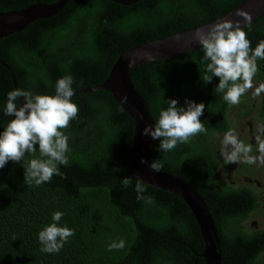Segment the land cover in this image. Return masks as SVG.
<instances>
[{
    "label": "trees",
    "instance_id": "16d2710c",
    "mask_svg": "<svg viewBox=\"0 0 264 264\" xmlns=\"http://www.w3.org/2000/svg\"><path fill=\"white\" fill-rule=\"evenodd\" d=\"M57 0H0V11ZM243 0H69L49 18H38L25 28L0 38V132L11 119L4 114L7 93L16 89L54 95L56 82L71 75L73 90L102 83L117 58L133 46L183 31L231 11ZM254 49L264 40V14L243 27ZM199 47L184 55L150 61L131 75L156 122L164 101L203 102L199 118L207 128L189 143L162 151L155 140L149 160L162 163L192 186L206 202L219 237L220 264H254L263 246L247 241L234 230L244 221L248 205L243 191L229 184L231 174L219 176L218 149L213 138L230 127L231 105L215 91L219 78L202 80L208 61ZM254 77L264 80V60ZM243 96L241 102H246ZM79 113L62 131L69 137V164L62 175L29 186L25 169L33 154L20 163L9 161L0 169V264H204L203 241L187 204L178 196L145 184V197L137 200L135 184L124 188L130 171L134 122L106 90L72 97ZM36 156L39 148L36 146ZM227 167V166H225ZM228 171L227 168L224 169ZM231 172V171H230ZM129 178V177H128ZM224 180H223V179ZM56 211L64 213L60 226L75 234L58 253L41 251L38 233L52 223ZM126 242L120 250L109 244ZM243 253L245 262L238 259ZM252 256V257H249ZM248 258V259H247Z\"/></svg>",
    "mask_w": 264,
    "mask_h": 264
},
{
    "label": "clouds",
    "instance_id": "9594fccd",
    "mask_svg": "<svg viewBox=\"0 0 264 264\" xmlns=\"http://www.w3.org/2000/svg\"><path fill=\"white\" fill-rule=\"evenodd\" d=\"M236 15L243 18L249 26L251 15L241 9ZM194 40L203 49V60L208 61L202 80L207 84L213 77L219 78L215 91L223 94V100L232 106L238 105L250 89L253 80L259 71L258 60H264V40H261L253 49L247 33L241 27V20H221L207 29L197 30ZM129 67H132L130 64ZM74 80L71 75L59 78L55 86L54 95L33 94L31 91L16 89L7 93V103L4 114L14 117L0 132V169L9 161L20 163L26 153L33 154L25 169V182L36 186L50 182L54 175H62L59 165L67 166L70 151L69 137L62 131L79 113L77 104L72 102L74 96ZM264 91V84L255 89L259 95ZM18 98H23L21 104ZM127 101V97H123ZM166 108L159 112L155 127L151 125L143 129L144 135H151L152 139L160 141L162 151L170 152L178 144H186L201 133L206 134L207 128L199 119L204 112L203 102L195 103L185 100V106H179L176 99L164 101ZM256 151L253 155V146L244 143L235 129H229L221 140V155L225 163L264 164V124L256 126ZM39 156H36V146ZM142 163H146L142 160ZM151 170L159 172L163 165L158 160L149 164ZM133 178H123L124 188L131 186ZM144 182L137 177L135 191L137 200L153 202L151 197H145ZM64 213L56 211L52 215V223L45 226L39 233L38 239L45 253H58L69 237L75 234L74 229L66 225L60 226ZM126 242L119 240L109 244V251L120 250Z\"/></svg>",
    "mask_w": 264,
    "mask_h": 264
},
{
    "label": "water",
    "instance_id": "95a60500",
    "mask_svg": "<svg viewBox=\"0 0 264 264\" xmlns=\"http://www.w3.org/2000/svg\"><path fill=\"white\" fill-rule=\"evenodd\" d=\"M68 1L57 0L53 3H33L20 9L7 12L0 11V38L25 28L35 19L49 18L55 15ZM114 1L120 4H130L137 0ZM241 9L251 15V22H253L264 13V0H243L234 9L213 21L133 46L117 58L107 78L102 83L74 93L75 95L94 90L109 91L118 105L133 120L134 128L130 146V171L128 177L133 179L138 177L145 184L172 193L187 204L201 232L204 247L202 252L204 264L221 263L219 237L212 215L202 196L184 180L162 170L155 172L150 169L149 156L155 140L152 139L150 134L144 135L142 133L146 126L151 125L154 129L156 122L151 116L147 101L134 86L131 75L135 69L145 63L184 55L201 47L194 40V33L197 30L207 31L209 27L225 19L241 20V27L247 26L243 18L236 15ZM0 64L10 71L14 87L17 88L13 71L4 61L0 60ZM130 64L132 67H129ZM123 97H127L126 102ZM18 99L21 104L24 102L23 98ZM142 160L146 163H142Z\"/></svg>",
    "mask_w": 264,
    "mask_h": 264
},
{
    "label": "flooded vegetation",
    "instance_id": "af4514ba",
    "mask_svg": "<svg viewBox=\"0 0 264 264\" xmlns=\"http://www.w3.org/2000/svg\"><path fill=\"white\" fill-rule=\"evenodd\" d=\"M261 84H264V80L262 83L253 80V88L244 95L247 97V101L240 102L235 106L231 105L229 108L227 118L230 127L217 132L213 138L219 152L217 165L219 176L223 177L225 168L229 172L231 171L229 178H223L226 180L230 179V185L240 188L247 200L248 209L245 213L244 221L235 224L234 230H238L240 234L245 235L249 243L255 241L257 246H263L260 254L252 255L254 264H264V164L259 162L256 164L243 162L226 164L221 155V140L229 129H235L244 143L253 146L252 154L259 155L256 151L255 137L259 134L256 126L264 124V91L256 95L255 89ZM238 259H242L245 262L243 253L239 254Z\"/></svg>",
    "mask_w": 264,
    "mask_h": 264
},
{
    "label": "bare ground",
    "instance_id": "6f19581e",
    "mask_svg": "<svg viewBox=\"0 0 264 264\" xmlns=\"http://www.w3.org/2000/svg\"><path fill=\"white\" fill-rule=\"evenodd\" d=\"M263 14H264V13H263ZM259 17H260V16H259ZM259 17H258V18H259ZM254 21H255V20H254ZM254 21H253V22H254ZM251 23H252V22H251ZM247 26H248V25H247ZM245 27H246V26H245ZM83 89H86V88H83ZM80 90H82V89H80ZM77 91H79V90H77ZM77 91H74V93L77 92ZM94 91H97V90H94ZM87 92H89V91H87ZM83 93H85V92H83ZM78 94H80V93H78ZM78 94H75V95H78ZM75 95H74V96H75ZM149 157H150V156H149ZM149 162H150V160H149ZM150 163H151V162H150ZM209 211H210V210H209ZM210 213H211V212H210ZM211 215H212V214H211ZM212 218H213V217H212ZM213 222H214V220H213ZM214 224H215V223H214ZM215 228H216V226H215ZM216 231H217V230H216ZM217 235H218V234H217ZM219 245H220V244H219Z\"/></svg>",
    "mask_w": 264,
    "mask_h": 264
},
{
    "label": "rangeland",
    "instance_id": "374dc122",
    "mask_svg": "<svg viewBox=\"0 0 264 264\" xmlns=\"http://www.w3.org/2000/svg\"><path fill=\"white\" fill-rule=\"evenodd\" d=\"M224 171H225V170H224ZM225 172L228 173V174L230 173L229 171H225Z\"/></svg>",
    "mask_w": 264,
    "mask_h": 264
}]
</instances>
